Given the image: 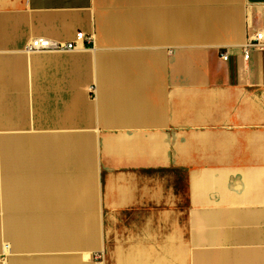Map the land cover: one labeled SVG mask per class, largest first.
Here are the masks:
<instances>
[{
  "label": "crops",
  "instance_id": "1",
  "mask_svg": "<svg viewBox=\"0 0 264 264\" xmlns=\"http://www.w3.org/2000/svg\"><path fill=\"white\" fill-rule=\"evenodd\" d=\"M256 29L264 0H0V264H264Z\"/></svg>",
  "mask_w": 264,
  "mask_h": 264
},
{
  "label": "built area",
  "instance_id": "2",
  "mask_svg": "<svg viewBox=\"0 0 264 264\" xmlns=\"http://www.w3.org/2000/svg\"><path fill=\"white\" fill-rule=\"evenodd\" d=\"M92 36L85 35L82 32H77L74 38L70 41H57L46 37H34L30 39L26 46L28 52L35 51H68L84 47L85 43H92ZM250 49L264 50V31L262 29H256L252 34L246 37L245 43L242 46L243 58L247 59ZM223 60L227 59V55L224 53L221 55ZM92 259L98 262H102L103 255L98 252L92 255Z\"/></svg>",
  "mask_w": 264,
  "mask_h": 264
},
{
  "label": "rangeland",
  "instance_id": "3",
  "mask_svg": "<svg viewBox=\"0 0 264 264\" xmlns=\"http://www.w3.org/2000/svg\"><path fill=\"white\" fill-rule=\"evenodd\" d=\"M80 262L83 264H101V262L93 260L92 256L91 257L82 256V257H80Z\"/></svg>",
  "mask_w": 264,
  "mask_h": 264
}]
</instances>
